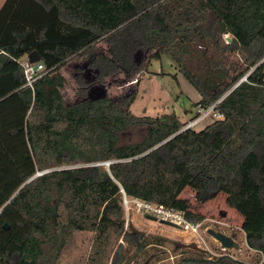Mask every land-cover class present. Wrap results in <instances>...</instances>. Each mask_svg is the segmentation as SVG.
<instances>
[{
    "label": "trees",
    "instance_id": "16d2710c",
    "mask_svg": "<svg viewBox=\"0 0 264 264\" xmlns=\"http://www.w3.org/2000/svg\"><path fill=\"white\" fill-rule=\"evenodd\" d=\"M33 52L45 74L29 87L19 61ZM88 56L100 85L118 74L131 82L142 56L143 71L169 56L200 95L197 111L219 102L222 119L182 131L176 114L138 117L135 93L90 95L80 68L79 99L68 103L62 71ZM130 132L139 139L128 141ZM186 190L202 205L224 195L249 249L264 258V0H6L0 264H57L78 232L94 234L85 264H104L120 239L111 264H124L123 243L139 253L167 240L125 229L123 194L199 224ZM175 246L177 264H247Z\"/></svg>",
    "mask_w": 264,
    "mask_h": 264
},
{
    "label": "rangeland",
    "instance_id": "374dc122",
    "mask_svg": "<svg viewBox=\"0 0 264 264\" xmlns=\"http://www.w3.org/2000/svg\"><path fill=\"white\" fill-rule=\"evenodd\" d=\"M4 1L0 0V8ZM228 37L231 40L230 36L226 38ZM230 58L234 62L239 60L237 55H231ZM91 59L92 56H88L84 59L76 60L62 71L68 80V87L64 91V96L67 98L68 103H75L79 99L77 96L79 87L76 84V77L78 75L76 71L77 68H80L82 69L80 77L87 83V91L90 95L102 92L107 96L113 97V99H117L119 96L135 93L137 97L131 106V111L138 117L157 118L176 114L181 122L187 125V123L199 116L195 103L200 100V95L179 72L171 57L164 56L161 60H153L149 70L143 71L141 69L145 59L142 56L138 59L141 68H138L134 72L131 82L126 83L124 81L122 83L127 78L118 74L107 79L104 85H100L96 81L94 72L88 68ZM166 78L172 79L169 84L170 88L165 85ZM216 120L218 119L210 116L197 124L194 129L201 131ZM139 137V132H130L127 140L136 141ZM181 198L188 200L192 210L204 217V220L199 223V236L197 237L200 242L199 246L207 249L206 251L202 248L198 249V251L202 252L203 258L211 260L213 258L229 256L247 264L264 263V258L260 253L249 249L245 241V234L241 229L242 218L235 211L227 207L224 195L203 205L195 201V195L191 190L183 192ZM129 205L130 203L124 207L125 221L127 223L125 226L126 230L132 229L144 234L146 237H162L167 242H164L163 247L155 248L149 246L139 253L134 247L123 243L124 256L126 258L124 264H177L183 255V249L176 248L175 243L190 245L195 239L187 237L185 230L178 229L176 225L145 213L134 204L132 206ZM209 230L222 232L231 237L237 243L238 248H223L208 233ZM93 241L94 234L91 232L74 233L62 251L57 264H85L93 247ZM122 242V239H120L114 244L112 251L107 254L108 258H106L104 264H111L113 255Z\"/></svg>",
    "mask_w": 264,
    "mask_h": 264
},
{
    "label": "built area",
    "instance_id": "2783aa9c",
    "mask_svg": "<svg viewBox=\"0 0 264 264\" xmlns=\"http://www.w3.org/2000/svg\"><path fill=\"white\" fill-rule=\"evenodd\" d=\"M19 63L24 71L26 86L33 87L34 83L45 74V68L41 62L30 63L28 57H26L20 60ZM247 77L248 74L244 76L234 86V88L239 86L243 82H247ZM218 103L214 104L212 107L206 110H202V109L198 110L199 116L195 118V120H192L189 123H187V125L183 128V131L188 129H194V127L197 124L201 123L202 121H204V119H207L210 116L213 117L214 119H218V120L222 119V115L218 114L215 111L216 105ZM108 165L109 163L107 164V166ZM129 203H130L129 206H132L134 204L141 211L151 214L157 218H161L162 221L170 222L171 224L176 225L178 229L185 230L186 232L185 235H187V237H191L195 239L194 241H192V244L196 245L197 247L200 245L199 239H197V237L199 236L198 231L200 225L188 222L185 219V215L183 213L174 211L172 209H165L163 207L142 200L130 199L125 194H123V204H125L123 206L126 207ZM198 248L201 249L202 247L199 246ZM202 249H204L205 251L207 250L205 248Z\"/></svg>",
    "mask_w": 264,
    "mask_h": 264
},
{
    "label": "water",
    "instance_id": "95a60500",
    "mask_svg": "<svg viewBox=\"0 0 264 264\" xmlns=\"http://www.w3.org/2000/svg\"><path fill=\"white\" fill-rule=\"evenodd\" d=\"M227 40L229 41V37L227 38ZM28 59H29V62L30 63H37V62H40L41 59L39 57V55L36 53V52H33L31 53L30 55H28ZM172 81L171 78H166L165 80V85L169 87V84L170 82ZM183 131V130H182ZM110 164V163H109ZM40 174H38L37 176H39ZM6 229H9V227L6 225L5 226ZM208 233L213 237L215 238V240H217L221 246L225 249H237L238 248V245L237 243L234 241V239H232L231 237L225 235L224 233L222 232H215L213 230H209ZM178 246H182V247H185V248H190V249H195V250H198L199 248L194 245V244H191V245H181L179 243H177Z\"/></svg>",
    "mask_w": 264,
    "mask_h": 264
},
{
    "label": "crops",
    "instance_id": "0c3cea01",
    "mask_svg": "<svg viewBox=\"0 0 264 264\" xmlns=\"http://www.w3.org/2000/svg\"><path fill=\"white\" fill-rule=\"evenodd\" d=\"M5 1H6V0H5ZM5 1H4V3H5ZM4 3H3V4H4ZM2 6H3V5H2ZM2 6H1V7H2ZM0 9H1V8H0ZM199 99H200V98H199ZM198 101H199V100H198ZM198 101H197V102H198ZM197 102H196V103H197Z\"/></svg>",
    "mask_w": 264,
    "mask_h": 264
}]
</instances>
